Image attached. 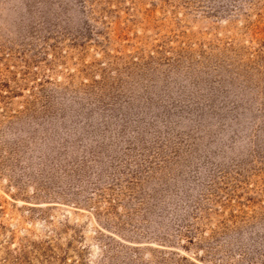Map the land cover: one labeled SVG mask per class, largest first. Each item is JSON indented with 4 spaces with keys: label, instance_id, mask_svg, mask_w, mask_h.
Instances as JSON below:
<instances>
[{
    "label": "rangeland",
    "instance_id": "obj_1",
    "mask_svg": "<svg viewBox=\"0 0 264 264\" xmlns=\"http://www.w3.org/2000/svg\"><path fill=\"white\" fill-rule=\"evenodd\" d=\"M0 264H264V0H0Z\"/></svg>",
    "mask_w": 264,
    "mask_h": 264
}]
</instances>
